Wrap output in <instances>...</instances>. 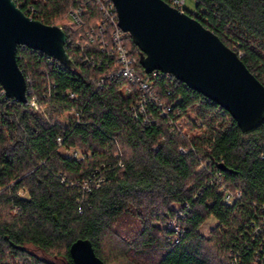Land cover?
<instances>
[{"label":"trees","instance_id":"1","mask_svg":"<svg viewBox=\"0 0 264 264\" xmlns=\"http://www.w3.org/2000/svg\"><path fill=\"white\" fill-rule=\"evenodd\" d=\"M13 1L62 27L75 71L18 46L27 102L5 98L0 86V264H74L77 239L104 264H264V124L243 134L216 103L160 75L149 78L169 117L149 102L135 118L137 89L107 78L119 62L109 54L112 26L98 30L101 5ZM79 8L80 22L68 21ZM183 12L264 85V0H195V12ZM123 45L143 77L129 35ZM226 190L240 197L226 202ZM210 218L205 236L199 228Z\"/></svg>","mask_w":264,"mask_h":264},{"label":"water","instance_id":"2","mask_svg":"<svg viewBox=\"0 0 264 264\" xmlns=\"http://www.w3.org/2000/svg\"><path fill=\"white\" fill-rule=\"evenodd\" d=\"M118 27L139 49L144 74H171L229 113L243 134L264 124V85L237 53L196 19L163 0H111ZM61 27L27 17L13 0H0V86L7 99L26 103V81L16 48L40 51L75 71ZM222 171H228L222 163ZM231 172V171H229ZM74 264H104L88 239L69 248Z\"/></svg>","mask_w":264,"mask_h":264},{"label":"built area","instance_id":"3","mask_svg":"<svg viewBox=\"0 0 264 264\" xmlns=\"http://www.w3.org/2000/svg\"><path fill=\"white\" fill-rule=\"evenodd\" d=\"M97 2L99 5H101V9L103 12V15L105 17V20L103 23H100L98 25V30H102L106 24H109L112 26L113 31L111 33V37L113 38L114 45L110 47L109 54H115L116 58L118 59V67L117 69L109 74L107 78L111 79L113 77H123L127 82L128 85L126 87V93H133V88L135 87L138 92V98L134 102V104L131 106V111L133 112V116L135 118H138L139 115H145L146 114V105L151 102L152 104L157 105V107L160 108V117L161 118H167L169 117V113L172 111V107L169 105H166L164 102L160 101L156 97V92L153 88V81L149 76L152 78L160 75L164 77H173L171 74L168 73H161L159 71H153L150 74H144L143 77H140L136 71L134 66V59L129 54L128 50L123 45V40L125 37H127L129 34L127 32H123L118 27V18L116 14L115 7L111 0H93ZM185 0H170L169 5L171 7H174L180 11H183V5ZM32 10V8H30ZM31 15H33L35 12L31 11ZM82 14L81 8L76 10H70L68 13L67 19L70 22L79 23L80 22V16ZM27 16L31 19L32 16ZM62 28V27H61ZM92 31V30H91ZM130 36V35H129ZM66 43V42H65ZM50 58V57H49ZM52 59V58H51ZM54 60V59H53ZM174 78V77H173ZM175 79V78H174ZM104 83V79H100L97 82V88H102ZM2 94L4 95V91L2 89ZM167 94H169V91H167ZM72 96V94H70ZM5 97V96H4ZM185 117L182 116L181 119L176 123L177 127H179L183 122L185 123ZM172 123V121L170 120ZM171 125V124H170ZM179 129V128H178ZM180 152H185L181 147L179 148ZM216 178L218 180H221V173H216ZM225 189L224 186H222L223 190ZM240 193H232L229 191H225V201L230 202L233 198H239ZM172 224L170 223V227ZM176 229V228H175Z\"/></svg>","mask_w":264,"mask_h":264},{"label":"rangeland","instance_id":"4","mask_svg":"<svg viewBox=\"0 0 264 264\" xmlns=\"http://www.w3.org/2000/svg\"><path fill=\"white\" fill-rule=\"evenodd\" d=\"M183 9L188 11L189 13L195 12V0H185ZM69 21V20H68ZM66 23H68L66 21ZM184 124V123H183ZM184 128V127H183ZM216 222L213 218H210L207 220L200 228L199 232L202 233L205 236L209 235L210 230L215 226ZM31 251H34L32 247H28Z\"/></svg>","mask_w":264,"mask_h":264}]
</instances>
